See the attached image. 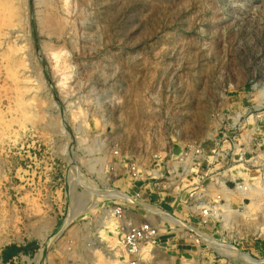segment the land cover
Returning <instances> with one entry per match:
<instances>
[{
	"label": "rangeland",
	"instance_id": "374dc122",
	"mask_svg": "<svg viewBox=\"0 0 264 264\" xmlns=\"http://www.w3.org/2000/svg\"><path fill=\"white\" fill-rule=\"evenodd\" d=\"M193 142L227 153L188 179L224 211L264 179V0H0V264H71L72 243L80 264H122L110 208L133 204L111 194L141 190L133 161L168 181Z\"/></svg>",
	"mask_w": 264,
	"mask_h": 264
},
{
	"label": "built area",
	"instance_id": "2783aa9c",
	"mask_svg": "<svg viewBox=\"0 0 264 264\" xmlns=\"http://www.w3.org/2000/svg\"><path fill=\"white\" fill-rule=\"evenodd\" d=\"M114 154L116 157L120 155L117 152ZM226 154L219 147L207 151L202 143H189L176 157V162L171 165L168 181H163L164 174L161 173L160 167L142 168L137 161L129 164L128 173L132 182H139L142 187L135 193L133 199L128 200L133 206L116 204L110 208L111 216L119 222L116 228L117 235L120 236L117 252L119 262L122 264H264V255L256 254L252 245L244 247L240 240H235L234 243H230L234 254L229 255L225 246L228 242L214 238V236L235 235L237 239L243 240L252 236L260 245H264V179L259 182L246 180L236 182L235 191L242 195V199L240 205L233 207L229 212L222 209L223 204L229 206L227 201L224 203L220 198L213 200L206 197L203 188L205 182L189 183L188 181L193 174L198 179L204 180L217 167L216 163L219 159L224 158ZM245 154H238V159L233 158V161L242 162L239 164L241 166L244 163L248 164ZM259 183L263 184L261 188L263 193L261 197L254 199L249 195L255 191V188L259 189ZM190 187L192 189L190 196L185 200L180 199L188 211V214H184L180 209V202L167 201L170 198L167 199L165 196L177 195L183 189ZM155 196H158L156 200L153 198ZM164 202L172 206L165 208L162 206ZM256 203L262 205L258 213L252 211V205ZM140 210L144 212L143 215L139 213ZM179 235L183 239L194 240L197 253L181 257L179 262H176L174 257L163 248L169 245L171 237ZM209 237L224 244L220 243V247H215L209 242ZM74 246L73 243L68 246L65 259L71 264H80ZM87 246L92 248L95 244ZM210 251L211 255L208 254ZM241 254H248L257 263Z\"/></svg>",
	"mask_w": 264,
	"mask_h": 264
},
{
	"label": "bare ground",
	"instance_id": "6f19581e",
	"mask_svg": "<svg viewBox=\"0 0 264 264\" xmlns=\"http://www.w3.org/2000/svg\"><path fill=\"white\" fill-rule=\"evenodd\" d=\"M62 130H64L63 128H62ZM63 132H65V131H63ZM111 195H115V196H118V197H121L122 199H126V200H130V199H132L131 198V196L130 195H128V194H126L127 196H128V198H125V197H127V196H125V193H120L119 191L117 192L116 191V193H113V194H111ZM110 195V196H111ZM125 196V197H124ZM80 209H82V211L83 210H88L87 208H80V206H78V208L75 210L76 211V213L74 214V216L76 215H79L80 213H82V211L80 210ZM80 210V211H79ZM74 216H71V218L68 220V222L69 221H71V219L74 217ZM103 223H105L106 225H108L109 223L108 222H103ZM116 228H117V224H116V226L114 227V229L113 230H115L114 232H115V234L117 235V233H118V231L116 230ZM41 230V229H40ZM99 230V229H98ZM97 230V231H98ZM102 232L100 231L98 234H101ZM208 240H209V242L212 244V245H216V247H220L221 246V244H224V243H221V242H219V241H216V240H214V239H211V237H209L208 238ZM221 243V244H220ZM227 248H226V251H227V253L229 254V255H233L234 254V251H232V246L230 245V244H226L225 245ZM104 248L105 247H102V249L104 250ZM93 249H95L96 251L99 249L100 250V248L97 246V245H95V246H93ZM110 249V251L109 250H104L106 253L105 254H107V256H108V258H109V260L111 261V262H119V259H118V253L117 252H113L111 249H113V248H109ZM98 250V251H99ZM114 250V249H113ZM95 251V252H96ZM101 251V250H100ZM238 254H240V253H238ZM241 256H243V257H245V258H247V259H249V260H251V261H253V262H255V263H257L252 257H250L248 254H241ZM260 262V261H259ZM120 263V262H119ZM109 264V263H108Z\"/></svg>",
	"mask_w": 264,
	"mask_h": 264
},
{
	"label": "crops",
	"instance_id": "0c3cea01",
	"mask_svg": "<svg viewBox=\"0 0 264 264\" xmlns=\"http://www.w3.org/2000/svg\"><path fill=\"white\" fill-rule=\"evenodd\" d=\"M211 149L206 147L207 151ZM168 244L169 245L166 246L167 252L174 257L176 262H179L181 257H188L197 253V248L193 241L183 239V237L180 236L171 237Z\"/></svg>",
	"mask_w": 264,
	"mask_h": 264
},
{
	"label": "trees",
	"instance_id": "16d2710c",
	"mask_svg": "<svg viewBox=\"0 0 264 264\" xmlns=\"http://www.w3.org/2000/svg\"><path fill=\"white\" fill-rule=\"evenodd\" d=\"M17 251V248L16 247H13V252H16Z\"/></svg>",
	"mask_w": 264,
	"mask_h": 264
}]
</instances>
